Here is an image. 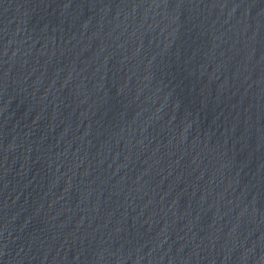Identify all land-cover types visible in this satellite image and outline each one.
Returning <instances> with one entry per match:
<instances>
[{
  "label": "water",
  "instance_id": "95a60500",
  "mask_svg": "<svg viewBox=\"0 0 264 264\" xmlns=\"http://www.w3.org/2000/svg\"><path fill=\"white\" fill-rule=\"evenodd\" d=\"M0 264H264V0H0Z\"/></svg>",
  "mask_w": 264,
  "mask_h": 264
}]
</instances>
